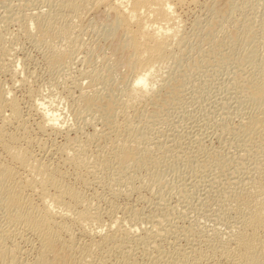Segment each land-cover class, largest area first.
Segmentation results:
<instances>
[{
  "label": "bare ground",
  "instance_id": "6f19581e",
  "mask_svg": "<svg viewBox=\"0 0 264 264\" xmlns=\"http://www.w3.org/2000/svg\"><path fill=\"white\" fill-rule=\"evenodd\" d=\"M50 1L53 2V0H45L48 4L45 6L48 7ZM184 1L187 0H54L55 5L52 3L53 8L49 6L52 9L48 8L47 14L33 12L36 14L32 15L29 14L30 11L29 15L24 14L25 17L21 18L22 16L18 17L15 11L11 12V19L15 23L16 21L21 23L22 19L27 23L25 26L27 36L33 39L38 36L37 40H39L41 34L43 35L47 57L53 64L59 65L60 59L71 56L75 50L77 52L84 45L81 44V39L78 40L81 37L76 38L73 35L76 25H80L81 19L88 12L104 8L107 10L105 13L109 12L113 15V19L103 26H111H109L111 30L105 27L109 34H120L121 40L118 37L120 47L129 54L128 66L131 78L129 83L125 81L127 85L122 87L120 93L114 95L111 93V97H106L108 95L104 96L103 86L108 85L107 82L112 80L111 71L107 70L108 72L105 73L108 74L104 75L101 70L97 69L95 73L91 70L93 74L89 76L83 69L82 72L85 73L83 74L88 75L86 80L89 81L86 84L89 90L86 88L88 91L84 92V87L82 89L79 86L80 78H77V82L72 83L76 87H72L76 89L80 87V92L72 101L77 111L87 102L98 106L97 112L86 118L85 123L100 120L105 128L102 127L103 132L99 131V133L94 128L95 132L89 133V136H85L88 133H82L84 138L76 133L78 137L71 138L67 137V131L77 130L80 126L76 128L72 122L70 126L68 124L65 127L67 138L62 144L59 143L60 145L52 148L53 150L47 149L52 151L49 153L42 148L47 154L37 152L36 154L26 145L31 143L28 140L29 134L27 135L30 127L27 129L29 124L25 125V121L28 120H24L22 116L19 101L13 95H9L10 88L2 86L0 82V264H20L21 253H25L28 249H31L33 257L30 253L32 259L26 262L27 264H137L136 257L140 254L137 256L136 254L139 252L150 254L149 261L145 260L146 263L139 261L142 264H264V13L261 16L254 13L258 11L260 5H263L264 0H229L233 11L239 9L241 13L245 12L240 14L237 11L244 17L241 16L242 20L236 19L239 22L233 28L236 32L234 41L242 47L244 43L249 42V38L255 39L253 47L251 46L252 51L249 49L251 52L248 51V54H244L242 58L244 65L247 60V65L251 64L253 68L251 67V70L250 67L246 68L249 71H246L247 74L245 72L246 76L242 83L239 82L240 87L246 91L244 100L254 108L253 111H247L245 114V122H248L243 129V133L246 134L243 143L247 144L250 139L254 142V148L252 150L243 148L246 151L244 154L247 155L245 171L243 170V175H239L240 177L234 181L227 179L224 182L229 186L234 185L235 189L232 186L231 195L224 198L219 208L215 209L217 212L212 214L213 217L211 215L210 219L214 224L219 221L224 226V233H220L223 237L219 235L216 227L207 231L203 228L204 231H200V235L197 234L201 238L199 241L198 236L192 238L194 229H197L196 225L185 227L184 224L183 226L177 224V220L172 218V207L166 203L167 197L174 193L173 190L176 191V186L178 191H185L188 184L185 186L183 181L182 184L180 183L182 186H169L171 189L168 191L166 188L170 180L165 178L166 174L164 175L163 172L164 167L177 164L178 158L185 154L188 158L183 164L185 170L187 168L190 172L189 177L195 181L194 183L207 182L205 183L208 187L207 192L213 188L211 178L207 179L206 173L201 170L200 156L206 150L203 140L201 142L200 136L197 137L196 133L192 132L195 136H189L188 132L183 134L177 129L182 123H186V120L194 121V115L191 113L192 105L188 104V99L185 98V101L184 98L182 100L179 98L180 107L175 109L178 120L170 119V123L156 124L157 126L149 124L152 120H146L149 117L144 113V105L151 104L169 80L175 79L178 74L179 68L174 63L179 60L178 52L180 53L189 40L188 31L186 33L182 29L185 25L184 23L182 25L184 21L175 13L177 7L181 5L186 7L191 2L189 0L185 6ZM194 1L196 0L191 2L193 5L196 3H193ZM257 18L259 20H256ZM74 19L79 23H74ZM194 20V23H190L200 29L201 20ZM256 21H259V24ZM255 25H258L256 31H254ZM31 26L35 32L34 30L32 32ZM39 31L42 33H38ZM195 31L197 32L196 28ZM109 34L103 37L108 39ZM112 36L115 37L110 35ZM2 41L0 71L3 68L6 70V61L3 62L5 60L3 57L9 55L11 50L10 47L7 48L9 45L6 47ZM14 70L10 76L12 79L16 72ZM87 71L90 72L88 68ZM83 74L79 76H84ZM23 80L22 84H24ZM33 102L31 107L28 106L35 110L34 114L36 111L39 114L35 123L40 131L50 127L57 135L59 133L57 131L63 130L64 122L58 123L60 115L55 109L46 105L45 96L39 95L37 101L35 98ZM6 110L8 113L5 112ZM8 126H12L14 130H8ZM248 129L252 130L248 131ZM156 150L159 152L155 153ZM249 151L252 152L248 154ZM56 154L58 158L53 157ZM150 156L155 157L154 163L153 159L148 161ZM66 165L73 168L71 170H73L74 182L65 178V174L70 172L66 168L68 172L65 173ZM142 168L146 169V172H142L146 174L144 173L141 178L138 177L139 184L135 185L133 180L136 172ZM103 174L107 175L106 179H102ZM89 178L96 179L100 184L103 183L102 185L107 187L104 189L109 190L108 193L113 199L121 195L131 196L134 191L139 192L142 188L152 186L159 191V194L157 193L159 202L156 201L154 208L144 211L143 208L133 207V204L131 206L124 204L125 206L120 207L122 202L119 205L111 200L112 203L107 204L109 207L106 206L107 209L105 207L106 210L103 212L99 209L102 207L98 205L99 201L97 204L100 198L94 196L98 208L92 203L93 201L91 202L92 199L88 200L81 187H77L78 182L84 185ZM187 195L186 207L191 208L194 204H198L199 208L206 210L208 205L211 206L210 202L208 204L204 202V197L203 199L197 197L196 200L194 199L197 203L193 202V204L188 200L191 199L190 195ZM138 200L140 199L137 198ZM175 206L177 209L180 208ZM174 208L173 206V210ZM104 217L107 220L105 225ZM22 243H26L31 248L27 247L28 249L24 250ZM163 243H167L166 246L169 243L170 247L166 250ZM24 256L22 259H27Z\"/></svg>",
  "mask_w": 264,
  "mask_h": 264
},
{
  "label": "rangeland",
  "instance_id": "374dc122",
  "mask_svg": "<svg viewBox=\"0 0 264 264\" xmlns=\"http://www.w3.org/2000/svg\"><path fill=\"white\" fill-rule=\"evenodd\" d=\"M41 1L42 0H0V19L3 20V21L0 20V25H2L0 26L1 27L0 42L4 39L2 41V44L3 45L5 44L6 47L9 45L7 48L10 47L11 49L9 51L10 54L8 53L9 55H6V57H3V59H5L3 60V62L6 61L5 62L6 70H4L3 68L2 71H0V82L2 83V86L10 88L9 91L11 92L9 93V95H13L17 99V101H19V107L22 111V116H24L23 117L25 118L24 120H28V121H25V125L29 124L27 125V129L28 127H30V129H28V132L31 131L30 133L27 132V135L29 134L30 137L32 138L31 139L28 135V140L31 143L29 144L26 142L25 143L26 145L29 146V149H33L31 150L32 152L34 153L37 152L38 154L46 153L43 150L44 148L45 150L47 149L51 150L52 148L54 149L58 145L62 144L66 140L67 137L73 138V137H78L79 135H81L79 137L84 138V134L86 133H88V135H85V136H89L91 133H94L96 130H97V133H99V131L103 132L102 130L105 128V125L100 120L95 121V122L90 121L89 123H85L86 118L87 119L90 118L91 115L97 112L99 108L98 106L87 102L83 104L81 110L79 109L78 111L76 110V107L74 106V101H72L73 97L74 98L77 97L80 92L79 91L80 87L76 89L75 88L76 86L72 84L75 81L77 82V78H80L78 80H80L81 82L79 81L80 85L79 84L78 85L81 86L82 89L84 87L83 91L85 92L86 88L89 90L87 86L88 84H86L89 81V80L88 81L86 80V77L88 75L90 76L98 70L103 71L104 75L108 74V73H105V72H108L107 70L111 71L112 75L110 78H112V80L111 81L109 80L107 82L108 85L106 84V86H103L104 88L102 87L104 89V90L102 89L104 96L108 95L106 97H111L110 96L111 93H113L112 95L116 93H120L122 87H124V85H127L125 81L129 83L130 82L129 79L131 78V74H130L129 66H128L129 65L128 63L129 54H127L128 52L122 49V47H120L121 46L120 45V40H121L120 34L119 33L109 34L108 30H111V28H109L110 25L103 26V24L105 23L109 24L111 22V19H113V15L109 14V12L105 13V11L107 10H105L104 8L93 9L94 12L91 9L92 11H90V13L88 12L85 15L86 17L84 16V18L81 19L80 23L77 22L75 19L73 20L74 23L76 22L77 24L78 23L80 24L79 26L76 25V27H78L77 29L76 27L74 28L75 30L73 31V35L76 36V38L81 37V38H78V40L81 39L82 40L81 44H84V45H82L83 47H81V49H78L77 52L75 50L72 53L73 55L71 54V56H65L62 59H60L59 65L53 64L52 60H50L45 53L46 49L44 48V45H43L44 43L43 35L41 34V36L39 37V40H37L38 36L37 38L34 37L35 39H33V37L31 38L27 36V32L25 30L26 28L25 26L27 23L26 22L24 23L23 19L21 23L20 22L17 23L16 21L17 24L14 22V20L11 19V15L14 11L17 13L18 17L22 16L21 18H24L25 17L24 14H26V16L31 13L32 15L36 14V13L33 14V12H40V13L43 12V14H45L46 11L49 12V9H50L49 6H52L53 8L55 5L54 0L53 2L50 1L51 4L49 3L50 5L48 7L45 6V5H48L47 2H45V0L42 2L44 5H42ZM188 1L189 0L184 1L183 4L185 3L184 5L186 6V2L189 3ZM55 2L57 3V1ZM191 2L186 7H184L183 5H181L180 7H177L176 12H175L177 13V16H179V18H181L184 21L182 22V25L183 23L185 24L182 28L183 31L184 32L186 31V33L188 31L187 34L190 36V38L188 36L189 40H187L188 41L187 45H185L184 48L180 50V53L178 52L180 56L177 54V56H179V60L177 58L178 60L177 63H174V65H176L179 68L178 69L176 67V69L179 70V71L177 70L178 74L176 73L177 75L175 79L169 80V83L165 85L164 88L161 89L160 93L156 96V98L151 101L152 102L151 104L150 103L147 105L145 104L144 105L145 107L144 106L143 107H144L145 115L149 117V118H146V120L147 119L152 120V121H149L150 122L149 124L160 125L161 123H170V119H173V121L178 120L176 116L177 114L175 113V109H178V107H180L179 103H181L180 101L183 98L184 100L185 98L186 100L188 99V102H189L188 104L191 103L192 105L191 113L194 116L192 114L191 115L193 116L194 123L190 122L191 120H186L187 122L186 121L185 122L188 124L182 123L181 127L179 126V128L177 129L180 130L181 133L183 134H185V132H188L189 136L190 135L192 136L196 135L197 137L200 136L199 139H201V142L203 140L204 142L203 144L206 145V147L204 145L206 150L202 152L200 156V159L202 160V169L201 168L200 169L206 173L205 175L207 179L210 180L211 178V181L213 182L212 183L213 188L209 190L210 192H207V189H208L206 185L207 182H205L206 184L204 182L202 184V182L200 181L194 183L195 181H193V179L189 177L190 172L187 168L185 170V166L183 164L184 163L183 161H185L188 158L187 155L185 154H183L180 158H178L177 164L173 163L174 164V165L172 164L173 166H171L170 164V167L168 165H167L168 167L166 166L167 168L164 167L163 172H164V175L166 174L165 178H168V180H170L167 184L168 185L167 186L168 188H166L167 190L171 189L169 188V186L170 187H172L173 185L174 187L176 185L179 186L182 184L183 181H184L183 183L185 184V186L188 184L185 191H178L177 186H176L175 189L177 192L173 190L174 193L171 194L173 196L169 195V197H167L168 200L166 203L167 205L169 204L168 206L172 207V211H173L172 218L177 220L176 221L177 224L181 226H183L184 224L185 227L186 226L190 227L192 226V224L196 225L197 229H194L192 238L195 239L198 236L197 240L199 241L201 239L199 238V235H200L199 233L200 231L203 230V228L204 230L206 229L205 231H207V230H210L211 228L216 227V230H219L218 232L220 236H221L220 233H224L223 232L224 226L222 225V223L218 221V223L216 222L217 224L216 223L214 224V222L210 219L211 215L217 212L215 211V209L217 210L219 208L220 206L219 204L222 202V200L230 196L232 193V186L234 187V185L229 186L224 182H226L227 179L234 181L235 179H237V177H240L243 175L242 172L244 170V167L246 168V165H247V159H246L247 155L244 154V152L246 151H244L243 148H248L250 150L254 148V142L251 141L250 139L248 140L247 144L243 143V138H245L246 136V134L243 133V129L245 127V124L248 122V121L245 122V118H246L245 114L247 111H253L254 108L246 100H244L246 91L244 88L242 89L240 87L239 82L243 81V79L245 78L247 74L246 71H249L253 68L251 64H249V61H248V64L250 66L247 65V60H245L246 65H244L245 62L243 64L244 60L242 58H244L243 57L244 54L245 55L248 54V51L249 52L252 51L251 46L253 45V41L255 39L249 38L248 40L249 42L244 43L242 47H240L234 41L236 39V32H234L235 30L233 28H235L239 22L236 19L237 18H239L240 20L243 19L241 17L243 15L240 16L238 13L245 14V12L241 13L239 9L237 10L234 9L233 11L229 0H198V2L196 0L193 2V3L196 2L195 5H193ZM52 3H54V5ZM262 4L263 5H260V7L257 8L258 11L254 12L255 14H257V16H261L264 13V10H263L264 1ZM9 5H12V6H9ZM8 6L10 9L8 8ZM6 9L8 10L6 11ZM237 11L239 12L237 13ZM16 13L14 15H16ZM198 16L201 18H199ZM258 18L256 20H259ZM90 19H92L91 22H90ZM194 19L201 20L200 29L197 28V26L196 27L194 26L193 24L195 21ZM190 22H193V23H190ZM256 23L259 24V21H256ZM255 26L256 27H254L255 28L254 31L257 30L256 28H258V25H255ZM32 27L33 26H31V29L33 32L34 28ZM195 28L197 29V32L195 31ZM102 29L104 30L101 31ZM106 31H108V33ZM78 32H80L79 33L80 36L78 35ZM194 32L196 33L195 35H194ZM38 33H42V31H39ZM106 34H109V37L110 35H115V37L112 36L106 39L103 37V36L107 37L108 35ZM118 37H120V40ZM117 41L119 42L117 43ZM248 67H250L249 70L246 69ZM87 68L89 69L90 72L87 71ZM14 69L16 70L15 72L16 76L14 75L12 79V77L10 76H12L11 72ZM83 69L85 70V73H87L88 75L87 74L84 75L85 73L82 72ZM91 70L93 71V73H91L92 72ZM82 74L84 76H79ZM22 80L24 84H22ZM122 82L124 83L123 85H122ZM72 86H75V87H72ZM88 90H86V92ZM36 95L38 97L39 95L45 96V99L47 101L46 105L55 109L56 113L60 115L61 118L59 117L58 123L62 124L61 122H64V125L62 126L63 132L61 130L57 131L59 133L55 135L56 131L55 130L53 131V129H51L50 127H47L44 131L42 130L40 131V129L37 128V125L35 122L37 120L36 118L39 117V114L37 111L35 112L36 114H34L35 110H33L32 108L31 109L29 108V106L31 107V105L34 103L33 101L35 100V98L37 101ZM191 100H193L192 101L193 104L192 102H190ZM29 110L31 113L28 112ZM5 112L8 113L7 110ZM82 119H84L85 121L83 122ZM81 120H82V123H81ZM72 122H74L73 125L75 127L76 126L78 127L79 125L80 126L78 127L77 130L72 129L70 131H67L68 134L65 133L66 132L65 127H67L68 124L70 126V123L72 124ZM12 126L11 127L8 126L9 127L8 130L10 129V131L11 130L13 131L14 129L12 128L14 126L13 127ZM94 128H95V131H94ZM249 130H252V129H248V131ZM42 132L44 133L46 132V133L44 134ZM192 132L196 134L194 135ZM75 133L78 136L75 135ZM188 133H186V135H188ZM32 136H34V138ZM34 139H37V140H34ZM254 139L256 138H253V140ZM42 141L45 143V145ZM103 141L102 143H104ZM41 142L43 143V145ZM38 144L40 145V147ZM49 150H47L48 151L47 153L52 152ZM158 152L159 151L156 150L155 153H158ZM251 152L252 151H249L248 154ZM55 156H57L58 158L57 154L54 155L53 157L55 158ZM154 158H155L154 156H150L148 158V161H151L153 159V163H154ZM64 168L63 169L65 173L70 171L68 173L72 176L71 177L67 173L68 176H66L67 174H65V178L68 179V181L73 180L72 182H74V179H73L74 176L72 175L73 170H71L73 168L71 166L69 167L68 165L64 166ZM66 168H68V171L66 170ZM145 170H146L145 168H142L138 170L139 173L136 172V175L134 178L135 180H133L134 181L133 183L135 185H138L140 178L146 174ZM143 171H145L144 172L145 174L142 173ZM166 171L167 173H165ZM138 177L140 178L137 179ZM184 177L187 180H185ZM106 178H107V175L103 174L102 179H106ZM178 178L182 180L180 181ZM90 179H93V178H89L88 182L84 183V185L87 184L85 187L83 183L81 182L80 183L78 182L79 185L81 184L80 186L77 183H76V186L78 185L77 186L78 188L81 187V190L84 192L85 195H87L86 197H88V200L90 201L92 199L91 202L93 201L92 203L94 204L96 203L95 201L96 198H100V199L102 198L103 200L102 199L97 200V204L99 201L98 205H101L102 207L100 206L101 208H99L97 204L95 205L99 209H102L103 212L104 210L107 209L106 206L109 207V205L107 204L112 203L110 202L111 200L113 202L115 201V203H118L119 205L122 202L120 207L123 206L124 204L126 206L127 205L129 206V204L131 206L133 204L132 205L133 207L137 206L138 209L143 208L144 211H149L150 209L154 208L156 201L159 200L158 199L159 196L157 195L159 191L156 188H152V186L148 188L145 187V188L140 189L139 190V192L141 191L140 193L138 191H134L131 193V196L121 195L120 197L118 196L114 198L115 199L114 200L111 194L108 193L109 190L104 189L107 187L105 185H102L103 184L102 182H101L102 184H100L99 181H97L96 179L94 180H90ZM89 181L90 182L92 181V182L90 183ZM204 185H206V187ZM82 187L84 189H82ZM148 189L150 190L148 191ZM136 192L137 194L139 193L138 194L139 196L136 194ZM153 193L156 195H154ZM186 193L190 195L191 199H188V200H191L192 203L193 202L197 203L196 201H194V199L196 200L197 197L200 199H203L204 197L203 199L204 202L206 204L210 202L209 204L211 206L208 205L206 210H204L203 208L202 210L201 208H199L198 204L196 205L194 203H193L194 208L193 207L190 208L188 206L186 207V198L188 196ZM140 194L142 195V197L144 195L143 197L144 200L142 199V197H140L141 196ZM94 196L96 198H94ZM108 198L109 199L111 198V199L109 200ZM137 198L140 200L137 201ZM107 201H109V203ZM172 205L175 207L174 210H173ZM175 205L180 206V208L177 209ZM195 208H198V209H195ZM180 210L182 211V213ZM201 211L203 212V214ZM104 220L106 221L105 223H104ZM104 220H103V224L105 225L107 224V220L105 219V217H104ZM199 228L201 229L199 230ZM194 232H196L195 233L196 235L194 234ZM163 244H164L163 247L167 245V243H163ZM22 246H23V249L25 248L24 250H27L28 249L27 247H30L29 245H26V243H22ZM167 247L168 248L170 247L169 243H168V246L165 247L166 250L168 249ZM30 253L31 255L33 254L31 252V249H28L23 254L21 253L20 264L22 263L24 264V262L25 264H27L26 262H29V260L32 259L33 255L31 257ZM144 254L141 252L136 254V256L139 255L136 257V259L138 260L137 262L139 264H142L145 260L149 261L150 254L149 255L145 254L146 256ZM26 255L29 256L30 259ZM22 256H24L27 259L23 260ZM139 261H141L142 263H140Z\"/></svg>",
  "mask_w": 264,
  "mask_h": 264
}]
</instances>
